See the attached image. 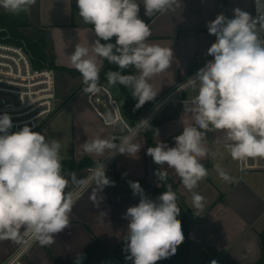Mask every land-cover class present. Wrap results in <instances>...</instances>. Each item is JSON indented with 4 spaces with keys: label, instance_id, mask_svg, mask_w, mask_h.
Masks as SVG:
<instances>
[{
    "label": "clouds",
    "instance_id": "clouds-1",
    "mask_svg": "<svg viewBox=\"0 0 264 264\" xmlns=\"http://www.w3.org/2000/svg\"><path fill=\"white\" fill-rule=\"evenodd\" d=\"M76 2L79 16L85 24L93 26L97 37L91 46L77 44L69 56L71 65L81 74L83 92L95 94L101 90L100 58L117 66L118 70L106 73L107 81L112 86L119 84L130 89L137 100L136 109L153 101L158 93L149 81L171 68L174 55L172 47L148 42L151 29L139 17L140 3L137 0ZM180 2L143 0L145 15L164 14ZM35 3L36 0H0V7L19 14ZM261 28L264 29V23ZM207 29L216 36L207 49L213 59L178 88L196 90L190 105L184 103L193 123L184 126L175 137L174 147L160 142L147 148V155L156 165L174 169L184 187L193 193L194 212L204 207V197L193 190L208 176L201 163L209 155L205 143L208 132L223 134L225 149L234 160L264 159V37L257 34L250 15L239 8L233 10V18L218 14L207 23ZM113 37L115 43L109 42ZM129 67L135 68L138 75L122 74ZM118 122L121 121L111 114L105 117L106 125L114 126ZM149 127V120L141 119L129 128L128 135L97 137L82 147L88 154L110 151L109 157L116 154L136 157L141 145L134 141ZM12 128L10 115H0V240L21 243L24 237H29L41 247L50 246L69 227L75 196L66 191L70 181L62 172L61 144L56 139H46L27 125L17 132H10ZM216 170L225 182L233 181L219 165ZM105 172L102 162L91 170L87 179H78L73 174L71 183L80 187L94 183L100 192L106 186H114ZM155 175L158 182L167 178L166 171L157 170ZM129 185L140 200L124 214L129 221L125 241L130 255L126 259L133 264H156L170 258L184 241L176 193L167 185V190L152 200L139 182L129 181ZM100 214L106 216L103 211Z\"/></svg>",
    "mask_w": 264,
    "mask_h": 264
},
{
    "label": "crops",
    "instance_id": "crops-1",
    "mask_svg": "<svg viewBox=\"0 0 264 264\" xmlns=\"http://www.w3.org/2000/svg\"><path fill=\"white\" fill-rule=\"evenodd\" d=\"M137 2L140 3L139 17L149 24L151 29L148 42L172 47L174 55L171 68L149 81L158 93L153 101L146 102L147 107L141 119H149V113L156 102L178 83L197 72L211 57L207 54V49L214 43L215 35L209 34L207 23L215 18L205 15L201 0H181L172 10L164 14H154L152 17L145 15L143 0ZM213 2L215 4L220 0ZM227 2L230 4L228 0L225 2L221 0L224 6L228 4ZM239 2L241 3V0H232L233 7ZM248 2H252V7L246 12L251 16L254 0ZM25 12L30 20L33 16L37 17L39 22L37 26L43 34L49 36L50 54L55 64L64 68L57 72H63L65 77L71 80L69 91L72 92L81 86L76 94L71 96L68 91L61 96V106L38 131L48 140H58L61 144L62 161L73 163L62 168L63 175L70 181L66 191L73 193L78 187L71 183L73 174L78 179L89 177L88 166H80L83 161L96 166L103 162L105 175L114 181V186H106L100 192L94 183L86 184L80 195L74 198L69 227L58 234L55 243L50 246L41 247L34 242L26 257L29 264H57L51 258L53 252L58 261L69 263L83 254L96 237L109 248L125 241L129 221L124 218V214L129 207L138 205L140 197L134 196L130 185L117 179V174L133 181L144 180L150 188L143 184L141 187L145 195L152 200L157 198L150 195L151 187H160L161 183L155 175L156 164L147 155L145 131L150 130V127L140 132L134 141L141 145L136 157H129L126 154L109 157L110 151L97 155L85 153L83 150V143L91 142L97 137L119 138L128 135L129 128L135 126L137 122H132L123 111L125 123L106 125L88 103L89 93L83 92L81 74L71 65L69 56L74 53L77 44L91 46L97 37L92 31L93 26L85 24L79 16L76 0H36V3ZM112 41L115 43V37ZM201 59H204L203 63ZM98 65L101 71L105 67V60L98 58ZM65 69L77 71L79 74L73 75ZM128 69L134 70L135 75H138L135 68ZM99 85L110 84L108 81L100 80ZM115 88L121 99L119 85H115ZM186 96L188 99L184 98ZM184 97V102L190 105L189 93H185ZM120 102L122 107V101ZM163 112L165 109L153 121ZM174 114L175 118L157 128L158 134L154 136L155 145L163 142L169 147H174L175 137L182 133L184 126L193 123L185 109ZM153 121H149L150 125ZM205 143L209 155L201 163L208 170V176L193 190L204 197L202 209L194 212L193 193L184 187L174 169L168 168L167 165L160 166V171L167 172V181L178 183L176 194L188 214L191 225L189 236L193 244L192 264H201L202 252H208L210 248L217 250L218 256L214 261L218 264H256L264 253V159L249 158L244 161L232 159L225 149L223 134L220 132H208ZM217 165L233 178L232 182H225L220 178L216 170ZM101 211L105 212L106 216L102 217ZM76 236L77 252L73 247L76 244ZM65 241L70 242L69 248L60 250L57 245ZM21 244L22 242L12 240H0V257H8Z\"/></svg>",
    "mask_w": 264,
    "mask_h": 264
},
{
    "label": "built area",
    "instance_id": "built-area-1",
    "mask_svg": "<svg viewBox=\"0 0 264 264\" xmlns=\"http://www.w3.org/2000/svg\"><path fill=\"white\" fill-rule=\"evenodd\" d=\"M256 24L257 34L264 37V0H254L253 14L250 16ZM5 31L6 34H2ZM216 36H214V42ZM210 57L207 61L212 60ZM206 61V62H207ZM201 66V68L206 64ZM178 83L171 91L158 100L149 113V121H153L164 109L172 103L184 101L185 91H179L181 84L195 74ZM95 94H88L87 100L95 112L105 123V117L111 114L118 121L125 123L120 101L104 85ZM59 99L56 92V70L46 63L37 67L36 58L25 41L12 40V35L6 29H0V115H10L13 128L10 132H17L23 126H29L38 132L41 127L58 110ZM104 106V108L102 107ZM94 168H89L91 171ZM84 186H78L73 192L80 195ZM74 196V198H75ZM34 242L24 237V242L6 258L0 257V264H29L27 255ZM89 264H127L117 256H102L95 258Z\"/></svg>",
    "mask_w": 264,
    "mask_h": 264
},
{
    "label": "trees",
    "instance_id": "trees-1",
    "mask_svg": "<svg viewBox=\"0 0 264 264\" xmlns=\"http://www.w3.org/2000/svg\"><path fill=\"white\" fill-rule=\"evenodd\" d=\"M0 29H6L7 31H9L12 35V40L16 39L18 42L20 41L26 42L27 46L31 49V51L33 52L36 58L37 67H41L44 66L46 63H49V66L55 69L56 71L64 70V68L62 69L61 67H58L55 64L54 59L48 52V43L44 38L34 40L23 35L22 32L19 30L18 22L15 19H11L8 15L2 13L1 11H0ZM2 34L5 35L6 32L3 31ZM101 42L105 43V41L103 40H101ZM65 70H67L73 75L79 74L77 71L74 70H69V69H65ZM116 70H118L116 65L110 64L107 60H105V67L100 71V80L107 81L106 73L109 71H116ZM122 74L135 75V72L132 69H124L122 70ZM119 87L121 89L122 108L125 116L134 123L138 122L141 119L145 108L147 107V103H145L139 109H136L135 105L137 103V100L132 97L131 90L125 88L122 85H119ZM175 117L176 114H172L167 117H164L161 120H155L152 122L150 130L145 131L148 147L155 146V142H154V136L156 134L155 129H157L162 123L170 119H173ZM69 164H73L72 161H62V168H66ZM80 166L81 167L88 166V168L96 167L95 164H91V163L89 164L87 161H83L80 164ZM160 166L161 165L155 166V172L157 170L160 171ZM116 178L122 180L124 183L127 184H129V181H132V182H139L140 185L143 184L146 187H149L144 180L133 181L118 174L116 175ZM160 183H161L160 187H151V190L149 192L151 196L157 198L160 194H162L163 191L167 190V185H171L172 190L175 193L177 192L178 183L169 182L167 180L160 181ZM177 205L180 209V215L178 216V219L181 221L182 232L184 234V241L177 247V251L173 256L167 259H162L160 261H157L156 264H192L191 248L193 244L189 236L191 231L190 220L186 210L181 205L178 199H177ZM86 228L89 231H91V229L88 226H86ZM263 249H264V238H263ZM129 255L130 253L126 249L125 241L116 245L113 248H109L99 238L96 237L94 241L91 243L90 247L83 254H81L71 262L62 263L55 258L53 259L56 261L57 264H89L95 258H99L102 256H117L123 259L125 263L132 264L133 263L132 260L126 259V257ZM217 256H218L217 250L214 248H210L208 252L206 251L202 252L201 264H211V262L214 261L215 257ZM256 264H264V253L262 258Z\"/></svg>",
    "mask_w": 264,
    "mask_h": 264
},
{
    "label": "rangeland",
    "instance_id": "rangeland-1",
    "mask_svg": "<svg viewBox=\"0 0 264 264\" xmlns=\"http://www.w3.org/2000/svg\"><path fill=\"white\" fill-rule=\"evenodd\" d=\"M228 1H230V4H229V2H227L228 4H226L224 6L221 3V0H220V2H216L215 4H214L213 0H201L203 8H204L205 15H209V17H213V18H216V16L218 14H221V13H223L228 18H233V10L234 9L239 8L242 11L246 12L250 7H252V2H248V0H241V3L239 2V4L236 7H233L232 0H228ZM224 2H225V0H224ZM0 11L2 13H4V14L8 15L11 19H15L18 22L19 30L22 32L23 35H25V36H27V37H29L31 39H34V40L44 38L47 41V43H48V52L50 54L49 48L51 46V41L49 39V36L47 34H43L41 32L42 30L40 29V27L37 26L38 23H39L37 17L33 16L31 18V20H30L25 11H23V12H21L19 14H12V13H9L6 10H4L2 7H0ZM109 42L114 43L112 41V39ZM201 62L203 63L204 59H201ZM69 81H71V80H68L65 77V75L63 74V72H60V71L57 72L56 71V92H57V98L59 99V102H58L59 104H58V108L57 109H59V107L62 104V102L60 101L61 96L71 89V85L69 84ZM106 87L111 91L112 95L115 98L119 99V101H122L120 99V97H118V91L115 88V86L106 85ZM80 88H81V86L78 87V89L76 88L72 92L69 91L70 95L72 96L73 94H76ZM187 93H189V97L192 99L196 95V90L190 88ZM184 98L188 99L187 96L184 97ZM184 103H185L184 101L172 103L171 105H169L165 109V112H163V114L158 119L161 120L164 117H167L169 115H172L174 113H177V112L183 110L184 109ZM102 107L104 108L103 105H102ZM87 173L89 174V176L91 175V171L90 170H88ZM91 232L93 233L92 230H91ZM69 243L70 242H68V241L66 242L65 241V242H62V243L58 244L57 246H58V248L60 250H64V249H68L69 248ZM77 245L78 244H77V236H76V244L73 246L76 252H77ZM51 254H52V256H51L52 259L56 257L53 254V252H51Z\"/></svg>",
    "mask_w": 264,
    "mask_h": 264
}]
</instances>
